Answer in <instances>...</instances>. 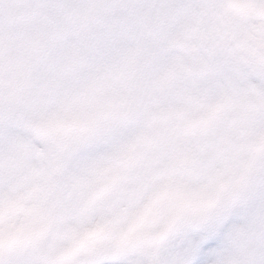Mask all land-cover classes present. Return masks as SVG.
<instances>
[{"label":"clouds","instance_id":"9594fccd","mask_svg":"<svg viewBox=\"0 0 264 264\" xmlns=\"http://www.w3.org/2000/svg\"><path fill=\"white\" fill-rule=\"evenodd\" d=\"M0 264H264V0H0Z\"/></svg>","mask_w":264,"mask_h":264}]
</instances>
